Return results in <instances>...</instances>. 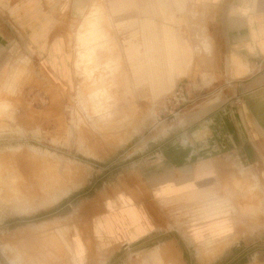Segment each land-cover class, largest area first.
Returning <instances> with one entry per match:
<instances>
[{
    "label": "rangeland",
    "instance_id": "374dc122",
    "mask_svg": "<svg viewBox=\"0 0 264 264\" xmlns=\"http://www.w3.org/2000/svg\"><path fill=\"white\" fill-rule=\"evenodd\" d=\"M114 1L118 0H87L75 10L74 21L56 22L66 36L62 44L68 51L63 54L68 56L71 88L37 64L31 51L18 49L0 82V264H138L158 243L151 264H166L159 253L173 264H264V171L258 167L257 171L237 167L244 179L234 185L235 227L212 232L197 244L188 237V230L199 222L192 210L173 214L174 230L180 228L181 233L171 230L146 238L128 250L132 257L121 256L116 240L99 230L97 217L118 194L132 189L143 194L152 170L149 157L163 142L158 136L177 124L184 111L173 120L163 119L165 96L187 83L189 96L197 101L194 105L200 101L216 105L219 99L212 93L221 78L216 72L219 56L210 0L197 4L192 0L181 12L172 3L177 17L171 23L193 50L187 73L177 77L154 105L146 93H125L119 86L118 96L127 99H120L122 118L114 129L115 68L110 56L119 55L120 71L126 74L118 75V80L132 81L124 49L128 41L140 40L135 32L144 21L130 19V9L111 10ZM45 2L60 18L67 12L65 0ZM93 6L101 8L102 20L92 14ZM102 21L112 45L102 32L99 36ZM93 26L97 33L90 32ZM6 81L12 86L4 89ZM156 131L160 133L155 135Z\"/></svg>",
    "mask_w": 264,
    "mask_h": 264
},
{
    "label": "crops",
    "instance_id": "0c3cea01",
    "mask_svg": "<svg viewBox=\"0 0 264 264\" xmlns=\"http://www.w3.org/2000/svg\"><path fill=\"white\" fill-rule=\"evenodd\" d=\"M65 1L67 12L60 18L45 0H0V82L8 75L13 53L18 49L31 51L35 62L49 75L56 73L72 87L68 56L63 54L68 52L62 44L66 36L60 34L56 22L74 21L75 10H81L87 0ZM191 1L111 2V10L130 9V19L144 20L135 32L140 40L128 41L124 49L132 81L118 80L123 73L119 55L110 56L115 68L111 76L114 129L122 118L118 111L120 99H127L118 96L119 86L125 93H146L154 105L159 96L172 89L177 77L187 73L193 50L171 23L177 16L169 5L174 3L181 12ZM203 1L193 0L196 4ZM210 5L212 36L217 40L219 56L216 72L221 75L212 94L218 96L219 103L200 101L194 105L197 101L191 97L178 123L158 136L163 142L154 147L149 157L152 170L146 176L143 194L135 189L120 193L97 217L99 230L105 238L116 240L121 256L132 257L128 250L137 248L142 240L173 231V214L183 211L192 210L199 221L188 230L192 243H199L200 238H208L219 229H233L234 185L236 180L244 179L238 176L237 167L264 171V0H210ZM91 12L98 13L102 20L99 6H93ZM159 20L162 22L157 23ZM99 29V36L102 32L111 44L103 21ZM74 64L75 58L73 67ZM11 86L6 81L3 88ZM174 231L180 232V228ZM159 244L149 248L138 264H151ZM159 254L163 263L173 264L165 254Z\"/></svg>",
    "mask_w": 264,
    "mask_h": 264
},
{
    "label": "built area",
    "instance_id": "2783aa9c",
    "mask_svg": "<svg viewBox=\"0 0 264 264\" xmlns=\"http://www.w3.org/2000/svg\"><path fill=\"white\" fill-rule=\"evenodd\" d=\"M191 101L192 98L189 96L187 83H182L165 96L164 107L161 109L160 115L163 116V119L173 120L185 106L191 103Z\"/></svg>",
    "mask_w": 264,
    "mask_h": 264
},
{
    "label": "bare ground",
    "instance_id": "6f19581e",
    "mask_svg": "<svg viewBox=\"0 0 264 264\" xmlns=\"http://www.w3.org/2000/svg\"><path fill=\"white\" fill-rule=\"evenodd\" d=\"M99 31V29L96 26H93L91 29V33H97ZM93 40V39H92ZM204 50V49H203Z\"/></svg>",
    "mask_w": 264,
    "mask_h": 264
}]
</instances>
